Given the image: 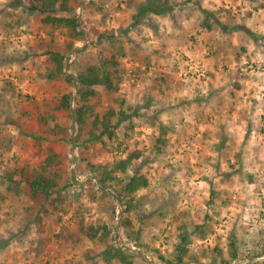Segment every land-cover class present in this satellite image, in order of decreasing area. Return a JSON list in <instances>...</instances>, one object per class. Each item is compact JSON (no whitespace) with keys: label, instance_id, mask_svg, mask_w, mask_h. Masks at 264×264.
I'll use <instances>...</instances> for the list:
<instances>
[{"label":"rangeland","instance_id":"374dc122","mask_svg":"<svg viewBox=\"0 0 264 264\" xmlns=\"http://www.w3.org/2000/svg\"><path fill=\"white\" fill-rule=\"evenodd\" d=\"M88 1L70 0L86 35L71 53L68 75L115 56L121 75L115 95L126 104L90 101L99 112L131 107L138 114L129 110L116 138L104 136V143L92 142L86 131L77 136L72 112L55 109L62 93L75 96L73 85L40 76L48 64L45 45L60 47L62 31L51 36L39 12L28 10L32 0H20L19 6L0 0V175L12 169L30 172L50 147L61 160L64 200L63 211L43 218L38 228L23 183L19 194L1 186L0 264H103L101 246L76 235L80 219L106 224L104 246H122L133 264H164L158 256L174 260L178 242L175 209L189 221L205 213L218 220L206 240L194 239L188 246L184 264L252 263L264 249V0H173L180 7L151 16L149 27L146 21L131 25L140 0H106V18L88 8ZM203 19L212 22V30L202 29ZM108 31L112 39H97ZM161 72L174 76L168 95L149 89L150 79ZM153 110L170 128L162 155L151 150L156 132L139 115ZM129 124L134 127L127 131ZM134 148L143 151L141 173L150 181L140 220L136 211H123L116 191L106 192L97 183L101 165ZM170 191L169 202L176 206L166 212L160 202ZM126 216L133 230L140 229L136 241L123 223ZM57 217L73 232L72 240L54 238ZM216 242L219 252L212 251ZM89 249V259L84 258Z\"/></svg>","mask_w":264,"mask_h":264},{"label":"trees","instance_id":"16d2710c","mask_svg":"<svg viewBox=\"0 0 264 264\" xmlns=\"http://www.w3.org/2000/svg\"><path fill=\"white\" fill-rule=\"evenodd\" d=\"M172 1L140 0L136 4V10L130 16L132 19L131 25L146 21L143 24L149 26L151 16L167 15L174 8L180 7V3L174 4ZM185 1L186 3L189 2V0ZM20 4V0H13L12 2L13 6H19ZM106 4V0H89L87 7H91L94 12H102V17L106 18L104 12ZM28 10L39 12L41 15L40 22L50 27L51 36L54 30L62 31L63 38L60 47L54 49L50 45H45L44 55L48 64L46 70L40 73V76L51 82L63 80L66 84L73 85L75 96L72 97L71 93H62L55 109L63 113L72 112L77 136L86 131L88 139L95 143H104V140L102 141V137L104 136L107 140L116 138L115 129H117V126L122 121L130 117L128 111L131 110L134 115H138L137 110L131 107L125 109L119 108L118 110L109 107L99 112L95 109L94 102L90 101L91 98H99V100L118 102L120 106L126 104L124 98H118L115 95L118 93V84L121 80L115 56L111 55L108 58L101 57L96 63L87 64L75 77L68 75L70 74L67 72V69L71 63V53L75 49L76 44L82 41L86 35L84 28L81 26L80 16L75 12L70 0H32ZM201 10L208 13V16H213V13L207 12L205 9ZM201 27L209 31L212 30L213 24L203 19ZM107 35H109V39L113 38V32L108 31L99 33L97 39L100 40ZM53 41L52 39L51 42ZM173 85L174 76L169 72H161L150 79L149 89L158 90L163 95H168ZM97 88L101 89L100 93L97 92ZM261 105L264 109V98L261 100ZM159 112L153 110L146 113L141 112L142 114L139 115L144 117L145 121L156 132V136L151 144V150L156 154L162 155L169 146L170 128L167 122H163L160 119ZM145 114H148V116L145 117ZM113 118H116L114 123L112 122ZM133 127V124H129L127 131L132 130ZM127 131L124 132L125 138H128ZM47 151L44 160L30 172L27 173L23 169H12L0 175V187L4 186L6 190L13 191L14 193H20L23 183L25 193L31 203L30 209L35 210L34 223L38 228H40L43 218L64 209L62 207L64 200L60 186L61 174L59 173L61 160L58 158V154L51 152L50 147L47 148ZM142 157L143 151L141 149L125 150L122 156L115 158L112 162H106L101 165L97 178L100 188L106 190V192L116 191L122 203L123 211L128 213L136 211L138 219L141 217L139 208L146 202L150 189L149 179L145 174L141 173L142 160L140 159ZM114 185H117L119 189H116ZM138 191H143V193L136 196ZM172 194L173 192L170 191L164 199H161L160 206L164 207L166 212H169L167 209L170 210L171 206L175 209L176 202H169V197L171 198ZM213 195L214 192L212 191L210 196L213 198ZM153 196L157 197V195ZM0 198H2L1 192ZM212 198L208 200V204L211 203ZM173 213L172 219L178 222L176 228L178 230V242L174 246V260L166 259L162 255H159L158 259L164 264H184L188 246L194 239L199 241L206 240L212 234L218 220L205 213L201 220L189 221L187 218H181V213L178 214L179 212L176 209ZM157 214L159 216L163 215L161 211L157 212ZM60 221L61 218L57 217L55 224L58 226V231L54 235V238L57 242L60 241L61 237L63 241L72 240L74 237L73 232H70L64 224H60ZM123 223L135 235L133 237L131 236L132 233L128 232L129 237L133 238V241H136L140 229L133 230V223L129 216L124 218ZM75 233L93 245L101 246L102 249L98 252V258L103 264H133L131 253L124 252L122 246L114 242H109L108 246H104V241L109 233L106 224L88 223L84 219H80L77 222ZM228 238L230 239L228 244L229 250H231L230 255L232 258H235L233 235L229 234ZM219 250L216 242L212 251L219 252ZM90 252V249L86 250L83 253V257L89 259ZM263 255L264 249L255 256V260L252 263L246 264H264V258L257 259ZM221 261L229 264V261L226 259H222Z\"/></svg>","mask_w":264,"mask_h":264},{"label":"crops","instance_id":"0c3cea01","mask_svg":"<svg viewBox=\"0 0 264 264\" xmlns=\"http://www.w3.org/2000/svg\"><path fill=\"white\" fill-rule=\"evenodd\" d=\"M146 27H149L148 25H145Z\"/></svg>","mask_w":264,"mask_h":264}]
</instances>
